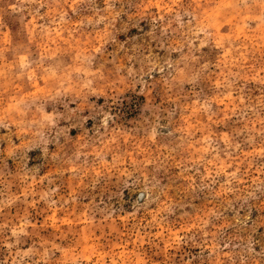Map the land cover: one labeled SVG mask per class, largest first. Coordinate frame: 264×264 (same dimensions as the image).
Returning a JSON list of instances; mask_svg holds the SVG:
<instances>
[{"label":"rangeland","instance_id":"1","mask_svg":"<svg viewBox=\"0 0 264 264\" xmlns=\"http://www.w3.org/2000/svg\"><path fill=\"white\" fill-rule=\"evenodd\" d=\"M0 264H264V0H0Z\"/></svg>","mask_w":264,"mask_h":264}]
</instances>
